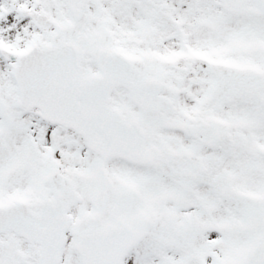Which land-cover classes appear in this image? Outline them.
<instances>
[{
  "label": "snow or ice",
  "instance_id": "6c2138e0",
  "mask_svg": "<svg viewBox=\"0 0 264 264\" xmlns=\"http://www.w3.org/2000/svg\"><path fill=\"white\" fill-rule=\"evenodd\" d=\"M0 264H264V0H0Z\"/></svg>",
  "mask_w": 264,
  "mask_h": 264
}]
</instances>
